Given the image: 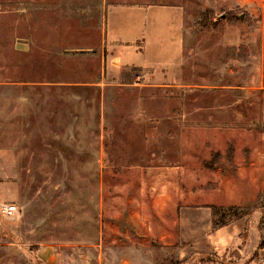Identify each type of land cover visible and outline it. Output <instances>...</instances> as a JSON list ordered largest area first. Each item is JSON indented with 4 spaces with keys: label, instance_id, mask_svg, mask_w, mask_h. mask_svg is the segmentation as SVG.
Here are the masks:
<instances>
[{
    "label": "rangeland",
    "instance_id": "obj_1",
    "mask_svg": "<svg viewBox=\"0 0 264 264\" xmlns=\"http://www.w3.org/2000/svg\"><path fill=\"white\" fill-rule=\"evenodd\" d=\"M0 204V264H264V0H0Z\"/></svg>",
    "mask_w": 264,
    "mask_h": 264
},
{
    "label": "trees",
    "instance_id": "obj_2",
    "mask_svg": "<svg viewBox=\"0 0 264 264\" xmlns=\"http://www.w3.org/2000/svg\"><path fill=\"white\" fill-rule=\"evenodd\" d=\"M211 225L213 229L220 228L227 223H229L232 218L238 219L243 214L240 209L235 207H228V208H219V207H211ZM241 213V214H240ZM259 249H264V239L258 245Z\"/></svg>",
    "mask_w": 264,
    "mask_h": 264
},
{
    "label": "built area",
    "instance_id": "obj_3",
    "mask_svg": "<svg viewBox=\"0 0 264 264\" xmlns=\"http://www.w3.org/2000/svg\"><path fill=\"white\" fill-rule=\"evenodd\" d=\"M16 206L14 204H0V213L3 215H11L16 212Z\"/></svg>",
    "mask_w": 264,
    "mask_h": 264
},
{
    "label": "crops",
    "instance_id": "obj_4",
    "mask_svg": "<svg viewBox=\"0 0 264 264\" xmlns=\"http://www.w3.org/2000/svg\"><path fill=\"white\" fill-rule=\"evenodd\" d=\"M148 11H150V10H148ZM165 11H167L168 13H169V11L172 13V10H165ZM149 13V12H148ZM147 13V14H148ZM176 14V13H175ZM141 67V66H140ZM143 68H144V66H142ZM155 200V199H154ZM159 201H161V200H159ZM168 201V200H167ZM155 203L154 204H156L157 203V201L155 200L154 201ZM163 202L165 203V200H163ZM154 204H152L153 205V207H154Z\"/></svg>",
    "mask_w": 264,
    "mask_h": 264
}]
</instances>
